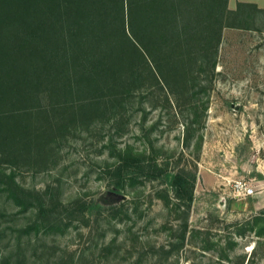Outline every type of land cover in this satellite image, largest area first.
<instances>
[{"label":"rangeland","instance_id":"1","mask_svg":"<svg viewBox=\"0 0 264 264\" xmlns=\"http://www.w3.org/2000/svg\"><path fill=\"white\" fill-rule=\"evenodd\" d=\"M257 15L250 28L222 29L215 67L209 52L202 59L186 49L162 72L151 64L129 96L50 109L47 135L31 137L17 156L0 153V169L22 187L66 206L53 215L59 227L29 230L35 208L0 191V264H264V233L248 223L264 208V13ZM127 148L166 172L195 175L186 214L171 190L169 204L160 195L164 174L110 193L108 170ZM240 179L252 194L235 195ZM113 204L122 211H109Z\"/></svg>","mask_w":264,"mask_h":264},{"label":"trees","instance_id":"2","mask_svg":"<svg viewBox=\"0 0 264 264\" xmlns=\"http://www.w3.org/2000/svg\"><path fill=\"white\" fill-rule=\"evenodd\" d=\"M262 11L245 2L230 9L228 0H0V153L17 156L31 137L47 135L50 109L129 96L151 64L162 72L186 49L202 59L209 52L215 67L222 29L250 28ZM108 172L113 194L164 174L166 204L171 190L186 214L194 198V174L166 172L145 151H120ZM0 191L20 208H35L38 219L27 229L61 223L53 215L66 206L22 187L13 172L0 169ZM248 223L262 235L264 208ZM186 229L185 222L181 242Z\"/></svg>","mask_w":264,"mask_h":264},{"label":"built area","instance_id":"3","mask_svg":"<svg viewBox=\"0 0 264 264\" xmlns=\"http://www.w3.org/2000/svg\"><path fill=\"white\" fill-rule=\"evenodd\" d=\"M233 190L235 195H247L254 192V187L250 184H247L244 180H235L233 184Z\"/></svg>","mask_w":264,"mask_h":264},{"label":"crops","instance_id":"4","mask_svg":"<svg viewBox=\"0 0 264 264\" xmlns=\"http://www.w3.org/2000/svg\"><path fill=\"white\" fill-rule=\"evenodd\" d=\"M238 2L255 4L257 7L263 10L262 12L259 13L260 14L264 13V0H228V7L230 9H235Z\"/></svg>","mask_w":264,"mask_h":264},{"label":"water","instance_id":"5","mask_svg":"<svg viewBox=\"0 0 264 264\" xmlns=\"http://www.w3.org/2000/svg\"><path fill=\"white\" fill-rule=\"evenodd\" d=\"M122 196V198H125V195L123 194V195H121Z\"/></svg>","mask_w":264,"mask_h":264}]
</instances>
